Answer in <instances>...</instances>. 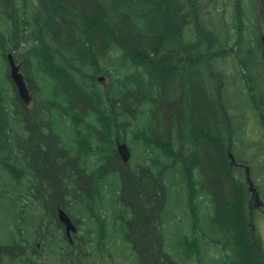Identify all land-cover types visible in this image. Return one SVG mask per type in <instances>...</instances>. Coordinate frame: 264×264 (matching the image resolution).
I'll list each match as a JSON object with an SVG mask.
<instances>
[{
    "label": "trees",
    "instance_id": "16d2710c",
    "mask_svg": "<svg viewBox=\"0 0 264 264\" xmlns=\"http://www.w3.org/2000/svg\"><path fill=\"white\" fill-rule=\"evenodd\" d=\"M262 37L264 0H0V264H44L49 197L80 219V249H95L96 264L125 249L130 264H264L248 226L251 202H264ZM8 53L22 64L32 110ZM118 139L133 151L127 168ZM170 207L214 248L209 263L182 221L171 224ZM21 244L30 259L11 255Z\"/></svg>",
    "mask_w": 264,
    "mask_h": 264
},
{
    "label": "flooded vegetation",
    "instance_id": "af4514ba",
    "mask_svg": "<svg viewBox=\"0 0 264 264\" xmlns=\"http://www.w3.org/2000/svg\"><path fill=\"white\" fill-rule=\"evenodd\" d=\"M25 107L29 110L34 109L33 106H30V107L25 106ZM40 109H41V107H38L36 113L30 112V116H33L36 118V115H38V112ZM251 122L254 125H257L256 122H253V121H251ZM257 127H258V125H257ZM51 130H52V127H51ZM52 131L54 132V130H52ZM257 136H258V130H257ZM29 137H30V135H29ZM29 139L31 140V138H29ZM29 139H26V140L30 141ZM57 139H58L59 145L57 146V148L55 150L60 149L63 145L60 138L57 137ZM121 143H122V141H119V139H118L116 142V149L115 150L117 152V157L121 161V164L127 168L131 165V160L133 159V151L128 147V149L130 151V155H131L130 160H129V163L123 162V160H122V158L118 152V144H121ZM75 155H76L75 156L76 167H77V170L79 171L80 170V163H79V159H78L79 155L76 153H75ZM227 155H228L229 160L231 161L232 167L239 166L236 162L233 161L234 156L232 155L231 152H229ZM92 158H93V161H97L99 159V156L92 155ZM26 159H27L26 161H29V162H31V160H32L31 157L30 158L27 157ZM29 166L32 167L30 164H29ZM242 168L244 169L246 179H247V177H251L250 172H248L249 169L247 170L246 165H243ZM88 171H86L84 175L87 177H91L94 173H89ZM152 178H153V181L156 182V178L155 177H152ZM44 184H45L44 189L49 187V183L45 182ZM247 184L249 187L248 181H247ZM28 190H29L30 196H32L31 180H29ZM249 190H250V188H249ZM250 192H251V190H250ZM251 195L253 197L252 192H251ZM51 202H52V200L49 197V198H44V201L42 203L43 215H42L41 227H40L41 239H40V242L38 241V243H39L38 247H40V250L38 251V253L41 254L42 262L44 264H78L80 255L88 254L89 258H88L87 263L88 264H96L95 256H94V254H95L94 250L86 252V251H82L80 249L81 235L83 233V230L81 229V226L78 223V221L80 219L77 221L73 220L62 209V203L61 202L60 203L58 201H54L53 203H51ZM49 208H52V212L49 211ZM176 208H178V207H176ZM170 209L171 210L169 211V219L171 220L170 222L172 225H174V223L177 224L179 220L183 221V219H178V218H180L178 213H182V212H179L177 209H175V207H170ZM61 211H64L69 216L72 223L76 227V233H72V232L70 234L68 233L67 226L61 221V218H60V212ZM249 213H250V223L248 226L254 232V231H256L255 225H254L255 215L257 213L264 214V202L261 203V202H257L256 200L252 201L250 204ZM182 216L183 215H181V217ZM155 218L158 219V216H155ZM179 227L183 228V225L181 224V226H179ZM176 234H177L176 232L170 233V235L173 237V239L175 238ZM31 254H32V250L29 249L28 247H26L24 244L19 245L18 250L14 249L11 252V255H13V256L15 255L19 258L21 256H23L24 258H27V259H30Z\"/></svg>",
    "mask_w": 264,
    "mask_h": 264
},
{
    "label": "rangeland",
    "instance_id": "374dc122",
    "mask_svg": "<svg viewBox=\"0 0 264 264\" xmlns=\"http://www.w3.org/2000/svg\"><path fill=\"white\" fill-rule=\"evenodd\" d=\"M253 120L254 119H250V121H253ZM247 127H248V129L246 130L247 131L246 135L249 136L251 140L257 138L256 137L257 136V130H258L257 125H254L252 122H250ZM132 162H133V159L131 160V163ZM253 180H254V178H253ZM198 208H199L198 213L201 216V221L199 222L201 228L203 229V231L208 230L209 232H211V229H214V226H215L212 224V221H214V220L211 219L207 215V214H209L208 212H205V210L204 211L201 210V204L198 205ZM202 208L204 209L207 207L203 206ZM182 214H184V212H182ZM202 215H205V216L202 218ZM189 217H191L190 214H189ZM181 218H183V221H182V225H183L182 232H183V234L185 233L187 236H189L188 239L194 238V239H198L200 241V243H199L200 247L199 248H200L201 252L203 253L204 261H205V263H209V257H210L209 255L216 253L214 248L211 245H207L205 243L201 234H199V233L194 234L193 229L191 227L194 223L192 217L187 218V214H185ZM254 225H255V230L258 233V236L260 237V239L263 243V250H264V214L257 213L255 215ZM168 231L171 232V230H168ZM190 246L191 247L189 248V252L193 251V256L195 257L197 255V253H194V252H197V248H196V246H192V245H190ZM93 250H95V249H93ZM170 251L172 253V256L175 257L176 247L173 246ZM207 256H209V257H207ZM126 259H127V252L125 249V250H122L120 256H119V254H114L112 261H105V260L101 261L100 260L99 264H130V263H128V261ZM194 259H193V262H191V264H197L196 261H194ZM95 261H96V258H95Z\"/></svg>",
    "mask_w": 264,
    "mask_h": 264
},
{
    "label": "water",
    "instance_id": "95a60500",
    "mask_svg": "<svg viewBox=\"0 0 264 264\" xmlns=\"http://www.w3.org/2000/svg\"><path fill=\"white\" fill-rule=\"evenodd\" d=\"M262 46H263L262 56H263V62H264V37H262ZM7 62L9 64L10 78H11L13 85L16 88L18 97L26 106L30 107L33 103V98L28 88L27 82L25 80V76L21 72V64H18L15 61L12 53H9L7 55ZM118 152L123 162L128 163L131 155L125 143L118 144ZM233 161H234V158H233ZM248 181L250 182V177H248ZM250 190L253 193V196H255L257 200H259L260 199L259 195L257 194V191L254 188V185L252 182H250ZM60 218H61V221L67 226V231L69 234L71 232L76 233L75 225L72 223L71 219L64 211L60 212Z\"/></svg>",
    "mask_w": 264,
    "mask_h": 264
},
{
    "label": "bare ground",
    "instance_id": "6f19581e",
    "mask_svg": "<svg viewBox=\"0 0 264 264\" xmlns=\"http://www.w3.org/2000/svg\"><path fill=\"white\" fill-rule=\"evenodd\" d=\"M92 147V146H91ZM92 149V148H91ZM82 157V156H81ZM86 158V157H85ZM81 160V159H80ZM177 174V173H176ZM167 177V176H166Z\"/></svg>",
    "mask_w": 264,
    "mask_h": 264
}]
</instances>
